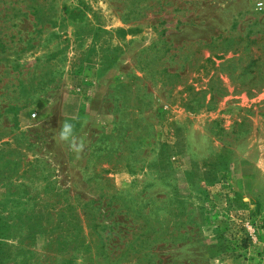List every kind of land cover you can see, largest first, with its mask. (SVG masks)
I'll list each match as a JSON object with an SVG mask.
<instances>
[{
    "label": "rangeland",
    "instance_id": "obj_1",
    "mask_svg": "<svg viewBox=\"0 0 264 264\" xmlns=\"http://www.w3.org/2000/svg\"><path fill=\"white\" fill-rule=\"evenodd\" d=\"M256 2L0 0V264H264Z\"/></svg>",
    "mask_w": 264,
    "mask_h": 264
},
{
    "label": "clouds",
    "instance_id": "obj_2",
    "mask_svg": "<svg viewBox=\"0 0 264 264\" xmlns=\"http://www.w3.org/2000/svg\"><path fill=\"white\" fill-rule=\"evenodd\" d=\"M58 135L61 141L69 142L70 145L77 151L83 149L84 147L83 142H80L79 145L76 144L75 138L73 137V125H71L70 123L65 122L62 125L61 131L59 132Z\"/></svg>",
    "mask_w": 264,
    "mask_h": 264
},
{
    "label": "built area",
    "instance_id": "obj_3",
    "mask_svg": "<svg viewBox=\"0 0 264 264\" xmlns=\"http://www.w3.org/2000/svg\"><path fill=\"white\" fill-rule=\"evenodd\" d=\"M256 7L259 10H264V0H257ZM32 116H35V114H33Z\"/></svg>",
    "mask_w": 264,
    "mask_h": 264
}]
</instances>
